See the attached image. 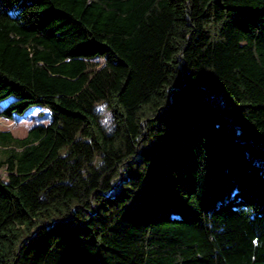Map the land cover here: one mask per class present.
<instances>
[{
	"label": "trees",
	"instance_id": "1",
	"mask_svg": "<svg viewBox=\"0 0 264 264\" xmlns=\"http://www.w3.org/2000/svg\"><path fill=\"white\" fill-rule=\"evenodd\" d=\"M9 96L0 264H264V0H0Z\"/></svg>",
	"mask_w": 264,
	"mask_h": 264
},
{
	"label": "rangeland",
	"instance_id": "2",
	"mask_svg": "<svg viewBox=\"0 0 264 264\" xmlns=\"http://www.w3.org/2000/svg\"><path fill=\"white\" fill-rule=\"evenodd\" d=\"M91 63L96 64V68H98L102 63V59H92ZM12 99L13 97L9 96L1 100L0 110ZM95 107L100 125L104 130H109L112 124L109 111L104 107L102 102H97ZM50 121L51 115L49 109L43 104H34L26 108L22 113H13L11 118H5L0 114V132L9 133L15 138H21L26 135L31 127L47 125ZM6 148H8V145L0 141V160L5 158ZM5 175L6 173L3 168L0 169V176L5 177Z\"/></svg>",
	"mask_w": 264,
	"mask_h": 264
}]
</instances>
